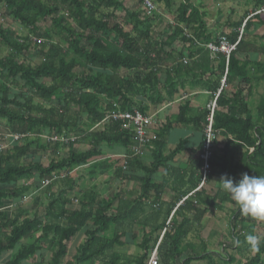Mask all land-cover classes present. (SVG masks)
<instances>
[{
    "label": "trees",
    "instance_id": "obj_1",
    "mask_svg": "<svg viewBox=\"0 0 264 264\" xmlns=\"http://www.w3.org/2000/svg\"><path fill=\"white\" fill-rule=\"evenodd\" d=\"M122 1L0 0V6L8 12L12 22L28 31L26 36H19L13 27H0V46L8 50L6 55L0 56V121L6 122L16 134L25 136L23 140L12 142L6 150L0 147V255L14 252L6 264H21L32 259L46 243L51 259L38 264H62L67 256L68 245L83 230L82 244L75 248L71 258L64 264H147L150 252L157 243L158 264H191L197 259L210 260L209 263L214 264L213 253L203 251L200 247L201 253L196 252L194 255V246L184 242L194 227L200 225L207 210L216 207L217 195L224 192L220 188L216 195L209 197L204 189L196 190L201 181L202 160H198L195 177L193 171L189 175L190 172L168 169L177 176L175 184L180 179L186 189L183 190L179 185V196L165 205V212L160 214L164 216L163 222L150 225L139 220V216L152 193L153 201L159 200L161 187L154 184V175L166 167V163L180 148L163 158V139L171 125L166 123L155 141L147 146L152 147L153 144V162L146 166L143 164L145 156L130 157L132 138L128 132L121 130V123H106L104 119L112 103L118 104L121 112L137 111L145 115L148 106L143 101L158 107L172 100L179 91L176 87L183 88L182 81L186 79L215 94L220 86L219 78L223 75L224 65L218 64L216 74H212L216 76L215 82H201L200 72L202 76L209 73L208 69L203 71L201 68L210 63V59L207 51L195 47L191 36L207 43L210 42V35L206 34L202 15L190 9L188 0H182L174 11L172 22L164 30L155 32L154 36V26L150 22L155 18L146 16L143 11L129 12ZM161 1L169 12L173 11L169 0ZM251 1L255 6L254 11L264 8V0ZM139 2L141 6L142 0ZM256 19L260 25H264L261 16ZM236 39L237 34L227 36L231 44ZM31 43H42L38 45L40 49L34 51L41 58L37 65L26 58L22 59L30 51ZM245 46L241 39L229 58L225 76L226 85L240 79L239 88L229 95L223 89L215 101L212 132L215 137L217 134L224 137L225 144L217 152L211 153L208 165L212 177L219 180L222 176L238 180L245 172L250 176L264 175V129L253 124V116L246 104L247 96L241 95L251 82L249 64L239 62L236 57L245 54ZM251 48L254 49L253 46ZM261 53L264 54V50ZM256 55L255 60L259 57L258 53ZM184 57L191 60L190 65L181 62ZM156 63L160 64V69ZM252 65L255 71H262L264 75V62ZM162 87H165V97L159 91ZM70 106L77 108L75 113H70ZM262 108L264 113V105ZM186 109V104L179 107L175 123L198 125L202 134L199 151L202 152L208 111L186 118ZM49 132L76 135L75 141L67 145V156L52 160L45 168L39 160L21 165L20 160L33 159L31 146L38 144L39 136ZM78 137H81L79 143L86 142L88 148L85 151L75 150L79 144ZM30 138L33 139L29 141ZM22 141L25 144L20 146ZM235 144L243 149L241 165L233 163L230 153ZM102 146L124 149L125 159H120V166L118 162H95L103 155ZM52 148L55 152L59 145L54 143ZM111 166L114 167L115 181L120 184L137 183L134 197H128L118 190V193L104 199L93 187L80 198L77 197V209L67 207L73 200L68 196L69 193L78 191L77 176H69L71 172L87 168L88 176L92 179L107 173ZM60 173L64 175L60 177ZM187 175L189 177L184 182ZM53 177L54 180H61L64 189L49 193L43 221L37 213L26 215L21 206L11 209L13 201L20 203L23 197L32 195L30 187H17L20 180H33V189L39 192L44 190L41 189L42 181ZM212 177L207 174L204 183L208 184ZM48 187L45 191H51V187ZM221 195L222 201H229L226 192ZM183 198L186 199L181 201ZM153 208H158V205ZM172 209L174 211L169 222L172 221V225L166 229L165 221ZM241 217L237 208L229 219L232 238L229 247L239 249V245L247 244L252 248L246 239L252 234V228L245 230V236H241L242 229L232 236L235 228H240L236 225L237 220L243 222ZM138 225H141L137 245L140 254L125 257L114 252L125 247L122 239L128 235L131 241L137 242L135 228ZM161 231L163 234L157 242ZM35 233H39L37 239L17 249L21 241ZM107 233H110V237L106 236ZM235 240L240 241L239 245L234 243ZM260 241V250L257 252L252 248V255L243 264H264V237ZM201 246L205 250V245ZM197 254L198 257H195ZM219 259L227 264L223 256H219Z\"/></svg>",
    "mask_w": 264,
    "mask_h": 264
},
{
    "label": "rangeland",
    "instance_id": "obj_2",
    "mask_svg": "<svg viewBox=\"0 0 264 264\" xmlns=\"http://www.w3.org/2000/svg\"><path fill=\"white\" fill-rule=\"evenodd\" d=\"M170 4L173 8L172 12H169L167 10L166 5L164 2L161 0H152V2L155 5L156 11L154 14L149 15L153 16L155 18L154 21H151V25L154 26V30L152 32V35H155V32L160 31L161 29L164 30L166 25L169 22H172L173 20V14L176 8L179 7L180 3L182 0H169ZM249 0H188V4L190 5V9L193 8L199 12V14L202 15V21L204 22L205 26H207L208 29L216 33L213 35L212 33L206 31V34L210 35L209 41L207 43H203L202 40L196 39L193 36L192 40L194 42L195 47H199L203 49L204 51H207L208 57L210 59V62L212 64L217 63V65H225L224 59L219 57L213 53L210 52L206 47L209 44L214 45V42L218 40L220 37H225L227 39V36L231 34H237L242 32V40L245 42L246 46L245 48H251V46L255 47L257 50H264V25H260L256 19V17L261 16L264 21V13H261L258 16L251 17L245 25L244 21L245 19L250 16V14H253L259 10L262 9V7L257 8V10L254 11V4H249ZM123 6L126 10L129 12H141L143 11L140 6L139 0H123L122 1ZM248 3V4H246ZM191 12V10H189ZM204 13L207 14V18L204 19ZM8 12L4 9L3 6H0V27L1 28H8V27H13L14 30L18 33L19 36H26L27 32L26 29H24L22 26H18L17 24H14L12 22L11 18L7 15ZM144 14V11H143ZM148 16V15H146ZM196 21V17L194 18ZM230 23H234L232 26L229 25ZM195 24V23H194ZM226 25V26H225ZM225 26V27H224ZM228 29V33H223L224 30ZM187 33L189 34L190 32L186 30ZM218 35V37H217ZM56 41H58L56 39ZM56 41H54L56 43ZM34 46H30V51L26 52L25 55L22 57V59H25L30 61L33 65L39 64L41 61L40 56L36 55L34 51L39 50L40 47L38 45H41L42 43H31ZM30 45V44H29ZM8 52L7 48L4 46H0V56L6 55ZM238 58L239 62H247L249 64V61L246 59H243L242 54L236 55ZM186 59L187 65H190V59H187L186 57L182 58ZM181 59V61H182ZM261 61V63L264 62V56H259L257 60ZM158 68L160 69L161 67L159 63ZM253 66V65H252ZM248 68L250 70L251 66L250 64L248 65ZM255 67H252L251 69L254 70ZM163 70V69H161ZM253 74H249L251 77V82L245 86V89L242 90L241 95H246L247 96V108L250 110L252 116H253V124L259 125L264 129V113L262 112V107L264 105V75L262 71H254L252 72ZM216 74V73H212ZM212 78H216V76L212 75ZM226 74L225 66H224V72L223 75ZM223 75L219 78V84L222 83V78ZM216 80V79H215ZM240 82V79H235L230 85H226L225 82L222 83L220 87L225 88V92L231 93L232 91L234 92L235 88H239L238 83ZM159 91H164L162 88H159ZM180 91H182L180 89ZM34 102L38 103L34 99ZM212 104V102H211ZM208 106V114H210V106ZM183 105V103L181 104ZM76 107L75 106H70V113L73 114L76 112ZM259 119L258 121L256 119ZM18 135L14 132V130L10 129L9 126L6 124L4 121H0V147L3 148V150H6L11 147V143L6 140L8 135ZM54 134L58 140H64L66 137L68 138H75L74 133H69L66 135V132H63L61 135L55 134L54 132H49L46 134H42L41 136L38 137V144L37 145H32L31 150L34 152L33 159H22L20 160L21 165H26L30 164L32 161H37L39 160L41 165L45 168L48 166V164L52 160H59L61 158H64L67 156V144H64L63 142H57L56 144L59 145V148L55 152H53V143L49 144L46 142V138ZM205 134V132H204ZM20 140L22 138L25 139V136H20ZM218 137H215L214 142H213V147L212 151L217 152L220 150L219 144L221 143L220 141L218 142ZM30 138L29 141H31ZM23 140V139H22ZM28 140V139H27ZM221 140V139H220ZM222 141V140H221ZM223 143V142H222ZM25 144V141L20 142V146H23ZM40 146V148H38ZM82 146H85L84 144H81L79 147L82 148ZM219 146V147H218ZM42 147V149H41ZM78 147V148H79ZM239 145H232V158H233V163L234 164H240L241 165V157L243 155V151L241 148H239ZM44 148V149H43ZM77 148V149H78ZM84 149V148H83ZM82 149V150H83ZM252 151V150H251ZM146 153V151H145ZM201 154V151L200 153ZM30 156V155H29ZM110 162H118L120 163L119 166L122 163V160H109ZM148 162V160H146ZM150 161V160H149ZM145 165V164H144ZM118 166V165H117ZM116 167V166H115ZM84 170V171H83ZM113 170L110 169L107 173L100 174L98 176H94L92 179L88 176V172L86 169L82 170H77L75 173L69 174V176H74L77 174V186H78V191L77 193H69V197L72 200L70 206H67L70 209H77L78 204L75 201L83 195L84 192H87L88 190L92 189L93 187L96 189V192L101 195L104 199L108 198L109 196H112L113 194L118 193V190H121L123 193H125L128 197H134L137 193V183L136 182H128L127 184H120L119 182L115 181L113 178ZM201 174V171H200ZM211 174L210 171L208 175ZM60 177L64 175V173L59 174ZM212 177V176H211ZM202 179V176H201ZM200 183L198 184V188L196 190L201 191L202 189L205 190L207 193L206 196H212L216 195L218 191H220L221 186L216 177L211 178V181L207 184L204 183L203 185ZM22 186H28L30 187L31 191V196L27 197L28 200L26 203L21 204L18 201H13L11 209L14 210L16 207L21 206L22 210L26 212V215L31 216L34 213L38 214V217L41 221L44 220V214H45V208L48 204L49 200V193H54L58 192L60 189H64L62 186L61 180L59 178H56L48 188L51 187V191L44 190L36 192L33 189V180H27V179H22L17 183V187H22ZM78 194V195H77ZM81 194V195H79ZM221 194H225V192H220L217 196L218 201H216V207L214 208H209L207 210V215L205 218H203L202 222L200 223L199 226H195L194 230L187 235L186 239L184 240L185 243L191 244L194 246V255L196 252H200V247L203 251H207L213 254H218L217 258H213V263L214 264H224L223 261H220L219 256H223L227 260V264H243L245 263V260L252 255V248L245 245H239V249L231 248L229 247L232 238L230 237V223L229 219L232 215L233 212L237 210V206L234 204V202L231 200L230 196L227 194L226 196L228 197L229 201H222V196ZM150 199L145 202V210L143 213L139 216V220L146 222L150 225L156 224L159 225L161 222H163L164 216L161 217L160 214L164 213L166 208L165 205H161L158 202H154L152 197L153 193L150 195ZM165 200L169 201V197L167 195L164 197ZM158 208L154 209V206H157ZM166 204V203H165ZM161 206V211H159ZM205 206V205H203ZM13 213V212H12ZM239 214H241L239 212ZM172 217V213L169 215V217L165 221V227L166 229L169 228L172 225V221L170 222V219ZM242 221L241 222L239 219L237 220V226H240L235 228V230L232 233V236L235 234V232L238 234V232L242 229L241 236H245V230L247 228H252V235H255L260 238V240L264 237V222L255 220L251 217H246L242 215ZM178 220V219H177ZM240 222V223H239ZM235 225V223H234ZM140 228L141 225H138L135 229L137 234V242H133L130 240V236L128 235L127 238H123L122 242L125 243V247L122 249H115L114 252L119 253L120 255H123L125 257H133L137 256L140 254V250L138 249L137 245L139 242V238L141 236L140 234ZM163 231V230H162ZM161 231L158 241H160L161 235L163 232ZM84 230L75 236L73 239L72 243L68 245V251H67V256L66 260L70 259L71 256L73 255L74 248H76L79 245V242L84 239ZM132 232H135L132 231ZM128 234H132L131 231H126ZM39 236V233H35L32 235V237L28 239H24L21 241V243L18 245L17 249L20 248V246H25L28 244H31L35 239H37ZM107 237H110V233H107ZM125 241V242H124ZM226 241L227 243H224ZM47 242V241H46ZM45 242V243H46ZM81 243V242H80ZM248 243V242H247ZM158 244V243H157ZM157 244L153 248V250L150 252V255L152 252L156 250ZM205 245V250L202 248L201 245ZM224 244V245H223ZM49 245L46 243L44 246H41L40 251H38L35 256L25 262H22L21 264H38V263H47L51 259V255L49 252ZM14 252H4L0 255V264H6L13 256ZM201 253V252H200ZM188 252L185 251V255H187ZM157 256V253H156ZM198 257V254L195 256ZM158 258V256H157ZM208 259V258H207ZM64 261V262H65ZM210 260H200L197 259L195 262H192L191 264H210ZM232 261L231 263H229ZM64 262L62 264H64Z\"/></svg>",
    "mask_w": 264,
    "mask_h": 264
},
{
    "label": "crops",
    "instance_id": "obj_3",
    "mask_svg": "<svg viewBox=\"0 0 264 264\" xmlns=\"http://www.w3.org/2000/svg\"><path fill=\"white\" fill-rule=\"evenodd\" d=\"M248 3L253 4V2L251 0H249ZM248 3H246V4H248ZM207 17H208L207 14L204 13V19H206ZM233 24L234 23H230L229 25L232 26ZM262 27H264V26H262ZM208 28L206 26V28H205L206 31L212 33L213 35L215 34V36H216V33H214L213 31H211ZM223 33H228V29L224 30ZM217 37H218V35H217ZM245 49H247L249 53ZM245 49H244L245 54H243V53H241V54L243 56V59L247 58L249 60V64H250L251 68L254 67V66H252V64H256V62L261 63L260 59L255 60V58L257 57V55H256L257 53L259 54V56H264V54L261 53L262 50H259V49L257 50L255 47H254V49H252V48H245ZM216 55L218 57L223 58L220 54H216ZM217 66H218L217 63L212 64L211 62L208 64H204L202 66L201 70H203V71L206 69L209 70V73H206L203 76L200 72V78H201L202 83L203 82L213 83L216 81L215 80L216 78L215 77L212 78L211 74L216 73V71L218 69ZM159 67H161V66H159ZM251 68H250V71H251L250 75L253 74L252 72L255 71V68H254V70ZM226 73H227V71H226ZM225 76H226V74H224L223 78H222L223 83L225 82ZM182 84L184 85L183 88H180L179 86L176 87V90H179V91H178V94H176L172 98V100L166 101L158 107L152 106L151 104L147 103L146 101H143V104H146V106H148L147 110L145 111V115L153 117V121H154V123L150 129V142L152 141V143H153V141H155V139L158 136L162 127L164 125H166V123H170L171 127H170L169 131L167 132L166 137L163 139V142H164V147L162 148L163 158L168 157L171 153H173L176 149H178V147H180L177 154L171 158V161L166 163V165H165L166 167L164 169L162 168L159 172H157L153 178L154 184L161 187L160 194H159V200L157 202L163 206L171 203L173 198H176L179 196V193H177L178 188H180L179 185L181 186V188L183 190L186 189V187H184L185 184L183 182H181L180 179H177L178 183L175 184L174 179L177 178V176H175L174 172L168 171V169L174 168L175 170H178L181 173H184V171L190 172L189 175H191V171H193L192 173H193L194 177L197 176V172H198L196 170V168H197L198 163H199L198 160L200 159L199 147H200L201 142H202V134H201V131H200V128L198 127V125L194 126V125H188V124H176L175 123L177 120L178 109H179V107L186 104V106H187V109L185 111L186 118H189V116H191V117L199 116L202 112H205L208 110L207 108L211 104V102L214 101L215 94H216V93L212 94L210 91H207V89H203V88H201V86H197L196 83H193V81H190L189 79H186L185 82L182 81ZM180 89L182 91H180ZM223 89L225 91L224 86L218 88L217 91L220 90V93H221V91ZM162 90H165V87L164 88L162 87ZM164 93H165L164 91H161L162 97H165ZM225 93H226V95H229L228 92H225ZM215 101H216V99H215ZM182 103H183V105H181ZM9 136H11V135H8V137ZM8 137L6 138V140L9 141L10 143H12V141ZM81 137H78V139H77L78 143H79ZM216 137H218L217 138L218 142L219 141L221 142L219 144L220 147L218 146L221 149L223 147V145L225 144V138L221 137L218 134ZM66 138H68V137H66ZM69 139H71V138H69ZM70 143H72V142H70ZM81 144H84L85 146H82V148H80L79 146ZM151 146L152 147L147 148L146 153L144 154L145 157H144L143 164H145L146 166H149L151 164V162H153V155H152L153 144ZM87 148L88 147L86 145V142H80L79 144H77L75 146V150H77L78 152L85 151ZM239 148H241V147H239ZM101 149H102L103 155L99 159L95 160V162L108 161L110 163L109 160H114V159L120 160L125 155L124 149L121 147H118V146H113V147L102 146ZM241 150L243 151L242 148H241ZM249 151L251 152V149ZM229 156H231V155H229ZM146 160H148V162ZM82 169H86L87 172L89 171L87 168H82ZM82 169L81 168L76 169L71 173H75L77 170H82ZM110 169H112L113 170L112 172H114L113 166H111L109 168V170ZM74 176L76 177L77 174H75ZM210 176H212V173L210 174ZM188 177L189 176L187 175L184 182L187 181ZM218 181H220V180L218 179ZM174 189H176V192H174ZM166 195H167V197H169V201L164 199V197ZM191 195L192 194H190L188 196L190 197ZM177 204H176V206H177ZM174 209H172V212H171L172 214H173ZM206 215H207V213H206ZM205 216L203 218H205ZM202 220H201V222H202ZM72 241H71V243H72ZM80 242H79V245L82 244L83 240ZM74 250H75V248H74ZM217 257H218V254L217 255L214 254V258H217Z\"/></svg>",
    "mask_w": 264,
    "mask_h": 264
},
{
    "label": "built area",
    "instance_id": "obj_4",
    "mask_svg": "<svg viewBox=\"0 0 264 264\" xmlns=\"http://www.w3.org/2000/svg\"><path fill=\"white\" fill-rule=\"evenodd\" d=\"M141 8L144 11L145 15H152L155 13L156 8L152 0H142ZM260 13H264V8L261 10L250 14L245 21L244 24L251 18L254 17L255 15H258ZM171 25L174 26V24L171 23ZM242 38V32L238 33L236 41L231 44L227 41L225 37H220L218 39L217 44H212L207 45V49L210 52H213L215 54H220L225 62V70L227 71V66H228V61L230 56L232 55L233 52H235L236 47L238 43L241 41ZM153 57V56H152ZM183 64L187 65L186 59H182L181 61ZM223 83V81H222ZM220 90H218L215 94V99L219 95ZM215 99L212 102L210 106V114L207 117V127L205 129V141L204 145L202 148V152L200 154V160H202V166H201V184L203 185L205 182V178L207 174L210 171L209 165H208V160L211 155V150L213 147V142L215 139V135L212 132V118H213V113L216 108L215 106ZM104 122L106 123H115L119 124L121 123V130L128 132L130 137L132 138V146H131V156L134 158H141L144 156L145 151L147 149V146L150 143V129L154 123L153 117L142 115L141 113L134 111L133 113H128V112H121L120 111V106L116 103L111 104V109L106 113ZM12 142L14 141H19L20 137L19 136H9L8 137ZM76 138H65L64 140H58V138L52 134L48 138H46V142L49 144H54L59 142H63L64 144H69L70 142L75 141ZM125 159V156L122 157V160ZM54 180L53 178H46L42 181L41 184V189H44L48 187L52 181ZM200 184V185H201ZM199 189V188H198ZM29 196L23 197L22 200L20 201L21 204L26 203L28 200ZM186 198H183L181 201H184ZM147 264H158V258L156 256V250L152 252V254L149 257V260Z\"/></svg>",
    "mask_w": 264,
    "mask_h": 264
},
{
    "label": "clouds",
    "instance_id": "obj_5",
    "mask_svg": "<svg viewBox=\"0 0 264 264\" xmlns=\"http://www.w3.org/2000/svg\"><path fill=\"white\" fill-rule=\"evenodd\" d=\"M219 183L243 216L264 222V175L250 176L245 172L238 180L222 176ZM246 239L254 250H260L259 237L249 234ZM234 243L239 245L240 241Z\"/></svg>",
    "mask_w": 264,
    "mask_h": 264
}]
</instances>
